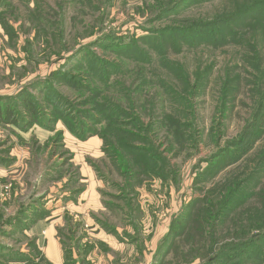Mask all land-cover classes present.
Instances as JSON below:
<instances>
[{"label": "rangeland", "instance_id": "obj_1", "mask_svg": "<svg viewBox=\"0 0 264 264\" xmlns=\"http://www.w3.org/2000/svg\"><path fill=\"white\" fill-rule=\"evenodd\" d=\"M7 1L0 0V99L48 80L78 106L92 92L69 89L50 74L81 75L77 68L89 67L90 56L104 59L98 79L108 81L83 74L81 87L132 109L128 129L136 130L135 119H142L150 128L148 149L161 157L158 164L149 160L150 168L161 176L136 165L116 143L120 161L129 167L123 173L102 146L86 145L62 123L54 131L34 126L28 132L0 125V149L17 158L10 177L0 170V252L2 247L28 251L36 239L43 249L51 222L3 236L11 226L2 221L37 199L55 216L60 241L71 250L66 262L86 255L89 264H205L222 245L241 241L246 226L264 225H257L258 218L264 220L259 197L243 207H226L234 183L250 178L247 190L264 186L263 125L243 158L213 175L208 167L264 112V27H237L244 28L243 40L226 44L190 45L180 38L176 45L157 32L229 18L257 0H202L176 13L168 10L179 0ZM165 115L182 124L184 142L163 126ZM77 189L86 191L84 200L78 193L76 200L65 199ZM194 198L200 200L186 215ZM4 260L0 256V264Z\"/></svg>", "mask_w": 264, "mask_h": 264}, {"label": "trees", "instance_id": "obj_2", "mask_svg": "<svg viewBox=\"0 0 264 264\" xmlns=\"http://www.w3.org/2000/svg\"><path fill=\"white\" fill-rule=\"evenodd\" d=\"M202 0H179L175 1L168 11L177 12L179 9L194 2H200ZM5 4H8L7 0H2ZM5 30L16 34L14 26L8 25L2 21ZM264 27V0H257L252 2L249 6L245 7L239 13L232 17L220 19L212 22H200L193 23L190 26L174 27V29H161L160 37L165 40V36L170 38L176 45L178 39L184 38L190 45H195L200 42H210L216 44L217 41H221L222 44L229 43L230 41L241 42L243 40L242 33L244 28L237 30V27H249V29L256 27V25ZM103 46V45H101ZM104 47V46H103ZM86 51V50H85ZM83 54L80 50L79 55ZM138 55H143V50L137 51ZM144 56V55H143ZM84 60L85 57H83ZM90 65L85 67L80 65L77 71L81 75H73L71 73H51L50 75L59 78V83L69 84V89L81 90L85 89L92 92L90 97L84 98L78 106L75 102L64 92L63 94L57 87H54L48 80H41L38 83H31L24 86L19 92L4 96L0 99V125L12 127L20 132H28L34 126H39L45 130H55L58 123H62L70 133L81 141H86L91 136H98L102 140L103 151L109 155L118 166L121 167L122 172L126 173L127 164H123L122 160L116 153V143L121 146L125 152L132 156L136 165H141L152 170L150 168L151 163L158 164L156 152H151L148 148L151 146V140L145 134L150 131L147 125H144L142 119H135L140 125L136 130H130L127 128L128 120L131 118L129 112H132L130 108L123 107V104L116 102L114 99L98 96V92L94 93L95 89L89 87H81L83 77L85 79H93L99 81H108L106 79H98L99 76H104L103 70L107 64L106 60L99 58L94 59L89 57ZM114 69H117L116 64L112 65ZM53 74V75H52ZM49 75V76H50ZM50 76V77H51ZM54 79V77H53ZM38 84L42 87H36ZM82 86H84L82 84ZM29 87H33L34 90H29ZM66 102V106L65 103ZM123 105V106H122ZM84 108V109H83ZM166 120L163 121V126H166L171 132V135L176 137L179 142H184L185 138L182 132V124L173 119L171 115H165ZM85 118L92 121L90 124ZM96 125H99L97 127ZM264 127V112L259 118L254 120L249 126L244 129L238 139L236 138L226 150L213 157L209 163V172L213 170L212 175L224 166H229L236 163L243 158L244 154L248 153L255 142L259 138V134L262 132L261 127ZM172 128L173 130H171ZM61 133L58 131L56 138H60ZM68 151V150H67ZM69 152V151H68ZM11 150L0 149V167L10 168L17 160L16 157H10ZM261 164L264 165V152L259 157ZM156 175H160L158 171L152 170ZM69 180V179H68ZM250 178L234 183L235 188L229 190L227 198L228 210H233L237 206H245L250 199L259 197L264 204V186L258 190L246 189ZM69 182L66 186L69 185ZM233 186V187H234ZM83 190L72 191L71 196H65V199L74 200L73 194H80ZM76 200V198H75ZM199 198H194L186 206V215L189 214L188 210L196 206ZM39 199L30 202L27 205L20 207L18 212L12 216L5 218L2 224L5 226H11V229L5 230L3 236H12L15 233L21 231L30 230V226L34 225L38 220L50 215L49 211H46L42 204H39ZM264 220L257 219V225ZM111 228V227H110ZM243 238L241 241H230L227 244L222 245L216 253V258H211L206 261L205 264H243L250 261L261 260L264 261V225L250 229L246 226ZM113 230V229H112ZM173 232V230H171ZM60 235V234H58ZM62 242V241H61ZM63 244V243H62ZM76 246V245H75ZM89 246V251L93 249ZM28 251L13 250L9 247H2L0 256L5 259V264H23V262L30 264H52L48 259L44 257V253L41 250L37 239L30 241L27 246ZM64 248V259L67 258V248ZM79 250V247H77ZM87 251V252H89ZM87 252H85L87 254ZM73 254V251H72ZM41 258L43 260H41ZM41 260V262H40ZM86 255L82 259L69 258L65 264H89ZM87 261V262H86Z\"/></svg>", "mask_w": 264, "mask_h": 264}, {"label": "crops", "instance_id": "obj_3", "mask_svg": "<svg viewBox=\"0 0 264 264\" xmlns=\"http://www.w3.org/2000/svg\"><path fill=\"white\" fill-rule=\"evenodd\" d=\"M83 142L86 143V145L89 144L90 146H93L96 148L99 146H102V143H103L102 140L98 136H91V137H89L88 140L83 141ZM3 168L4 169H2V167H0V170H3L6 173L4 176L10 177V175L7 176V174L12 172L14 165H12L10 168H7V167H3ZM84 193H86L85 190L79 194V196H78L79 201H80V198H82L84 200V197H82V196H84L83 195ZM79 201H78V203H79ZM54 217L55 216L53 214L47 215L45 218L38 220L33 226L36 228L40 223H43V222H51L52 223V225L49 226L47 229L48 232L45 235L46 237L44 238L45 243H44L43 249H42V246L40 245V240L37 239V242L39 241L38 244L44 253V257L46 259H48L49 262H51L52 264H65L63 244L60 241L57 230L54 227V224L52 222ZM99 231L100 230H97V233H99ZM99 246H100V249L102 250V244ZM96 252H97V250H96ZM93 255L96 256V253L93 252ZM97 256L99 257L98 254H97ZM41 260H43V259L41 258ZM41 260H40V262H41ZM94 261H96V260H94ZM23 264H30V263L23 262Z\"/></svg>", "mask_w": 264, "mask_h": 264}]
</instances>
